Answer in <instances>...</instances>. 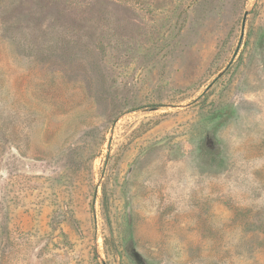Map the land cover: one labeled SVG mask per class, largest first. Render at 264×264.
<instances>
[{
	"label": "rangeland",
	"instance_id": "rangeland-1",
	"mask_svg": "<svg viewBox=\"0 0 264 264\" xmlns=\"http://www.w3.org/2000/svg\"><path fill=\"white\" fill-rule=\"evenodd\" d=\"M134 251L264 264V0H0V264Z\"/></svg>",
	"mask_w": 264,
	"mask_h": 264
},
{
	"label": "water",
	"instance_id": "water-1",
	"mask_svg": "<svg viewBox=\"0 0 264 264\" xmlns=\"http://www.w3.org/2000/svg\"><path fill=\"white\" fill-rule=\"evenodd\" d=\"M244 22H245V20H244ZM244 24H245V23H244ZM237 53H238V50L236 51L235 56L237 55ZM222 75H223V73H220V74H219V77L222 76ZM130 172H131V171H130ZM132 258L135 260V262H136L137 264H147V263L145 262L144 258H143L139 253H137L136 251H134V254H133Z\"/></svg>",
	"mask_w": 264,
	"mask_h": 264
}]
</instances>
